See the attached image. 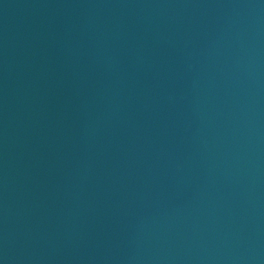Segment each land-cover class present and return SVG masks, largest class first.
I'll use <instances>...</instances> for the list:
<instances>
[{
	"label": "water",
	"instance_id": "water-1",
	"mask_svg": "<svg viewBox=\"0 0 264 264\" xmlns=\"http://www.w3.org/2000/svg\"><path fill=\"white\" fill-rule=\"evenodd\" d=\"M0 264H264V0H0Z\"/></svg>",
	"mask_w": 264,
	"mask_h": 264
}]
</instances>
